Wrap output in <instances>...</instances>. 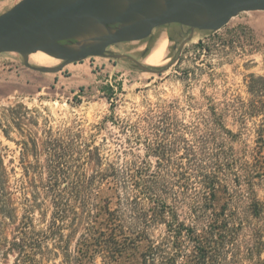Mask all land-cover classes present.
<instances>
[{
	"label": "rangeland",
	"instance_id": "rangeland-1",
	"mask_svg": "<svg viewBox=\"0 0 264 264\" xmlns=\"http://www.w3.org/2000/svg\"><path fill=\"white\" fill-rule=\"evenodd\" d=\"M20 1L0 0V15ZM172 28L160 30L152 48L167 39V59L177 56L179 50L178 43L168 39ZM147 47V42H134L111 50L144 62ZM210 109H216L237 136L233 143L237 153H251L264 123L263 11L241 13L214 34L195 33L178 60L161 75L140 72L127 61L101 57L44 74L26 67L18 54H0V158L15 191L18 218L4 221L0 264H14L18 257L16 251H8V242L18 233L32 188L42 184L34 175L49 169L51 142H88L100 148L105 163L122 166L139 157L154 168L155 159L146 157L145 141L136 143L139 137L154 139L149 130L153 118L169 113L174 122L192 126L199 117L209 119ZM172 135L168 139L170 156L176 159ZM173 162L165 165L169 171L175 168ZM256 193L264 204V179L258 182ZM52 210L49 201L36 209L35 231L47 229ZM252 221L264 234V220ZM84 224L66 227L61 237L50 236L47 247L37 252V260L41 264H79L75 256ZM164 232L160 225L152 235L157 239ZM254 242L251 228L240 232L237 264H253L246 258V249ZM56 244L67 245L68 253ZM91 258H84L83 264H102L100 255Z\"/></svg>",
	"mask_w": 264,
	"mask_h": 264
},
{
	"label": "trees",
	"instance_id": "trees-1",
	"mask_svg": "<svg viewBox=\"0 0 264 264\" xmlns=\"http://www.w3.org/2000/svg\"><path fill=\"white\" fill-rule=\"evenodd\" d=\"M209 111V119L199 117L192 126L174 122L169 113L153 118L154 139L139 137L136 143L145 141L154 168L139 157L122 166L105 163L100 148L88 142H51L49 169L34 175L42 184L32 188L18 233L8 242V251L18 254L14 264H41L37 252L50 236L83 223L79 264L95 255L102 264H237L236 245L246 227L255 237L246 258L264 264V234L252 221L264 220L256 193L264 179V123L252 152L239 154L233 147L237 136L216 109ZM171 135L176 159L170 156ZM172 162L169 171L165 165ZM14 196L0 158V242L4 221L18 219ZM47 201L50 225L35 231V211ZM160 225L165 232L156 239L152 230ZM59 249L69 251L67 245Z\"/></svg>",
	"mask_w": 264,
	"mask_h": 264
},
{
	"label": "water",
	"instance_id": "water-1",
	"mask_svg": "<svg viewBox=\"0 0 264 264\" xmlns=\"http://www.w3.org/2000/svg\"><path fill=\"white\" fill-rule=\"evenodd\" d=\"M257 11L264 12V0H21L0 15V54H18L26 67L44 74L101 57L127 61L140 72L161 75L178 60L195 33L214 34L239 14ZM171 25L189 33L177 56H168L171 61L166 65L150 66L111 50L147 42L145 59L160 30ZM38 52L60 63L52 67L31 64L30 56Z\"/></svg>",
	"mask_w": 264,
	"mask_h": 264
},
{
	"label": "bare ground",
	"instance_id": "bare-ground-1",
	"mask_svg": "<svg viewBox=\"0 0 264 264\" xmlns=\"http://www.w3.org/2000/svg\"><path fill=\"white\" fill-rule=\"evenodd\" d=\"M167 39H161L156 47L150 51L147 57L144 59L145 63L150 66L160 67L168 63L169 59L166 57L167 53ZM30 61L38 66H45L57 63L58 60L42 53L38 52L30 56ZM48 67V66H46Z\"/></svg>",
	"mask_w": 264,
	"mask_h": 264
},
{
	"label": "flooded vegetation",
	"instance_id": "flooded-vegetation-1",
	"mask_svg": "<svg viewBox=\"0 0 264 264\" xmlns=\"http://www.w3.org/2000/svg\"><path fill=\"white\" fill-rule=\"evenodd\" d=\"M172 28V25L169 26ZM172 32L174 34V44L178 45V48H180V45L182 43V41L186 38V36L188 35V30H185L183 28H181L180 26L174 25V27L172 28ZM186 35V36H185ZM180 41V43H179Z\"/></svg>",
	"mask_w": 264,
	"mask_h": 264
}]
</instances>
